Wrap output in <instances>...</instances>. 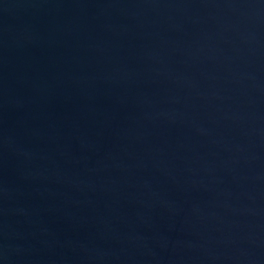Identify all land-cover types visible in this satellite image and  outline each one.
<instances>
[{
    "label": "water",
    "instance_id": "water-1",
    "mask_svg": "<svg viewBox=\"0 0 264 264\" xmlns=\"http://www.w3.org/2000/svg\"><path fill=\"white\" fill-rule=\"evenodd\" d=\"M0 264H264V0H0Z\"/></svg>",
    "mask_w": 264,
    "mask_h": 264
}]
</instances>
